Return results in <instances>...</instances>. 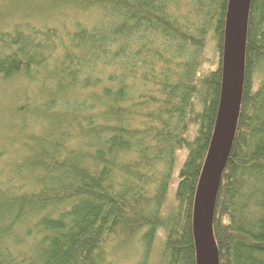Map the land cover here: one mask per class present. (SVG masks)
I'll list each match as a JSON object with an SVG mask.
<instances>
[{
  "label": "trees",
  "instance_id": "obj_1",
  "mask_svg": "<svg viewBox=\"0 0 264 264\" xmlns=\"http://www.w3.org/2000/svg\"><path fill=\"white\" fill-rule=\"evenodd\" d=\"M47 3L0 8V76L41 85L0 134V264H110L108 250L133 242L148 264L160 231L167 264H196L193 202L219 108L228 0ZM62 9L92 22L47 26L66 19ZM211 32L219 62L202 73ZM260 70L264 0H252L240 117L214 216L220 264H264ZM22 116L39 131L15 125ZM185 148L178 208L166 215Z\"/></svg>",
  "mask_w": 264,
  "mask_h": 264
},
{
  "label": "water",
  "instance_id": "obj_2",
  "mask_svg": "<svg viewBox=\"0 0 264 264\" xmlns=\"http://www.w3.org/2000/svg\"><path fill=\"white\" fill-rule=\"evenodd\" d=\"M251 2L252 0H228L227 4L219 108L193 205L192 229L196 264H220L214 234V214L240 117Z\"/></svg>",
  "mask_w": 264,
  "mask_h": 264
},
{
  "label": "rangeland",
  "instance_id": "obj_3",
  "mask_svg": "<svg viewBox=\"0 0 264 264\" xmlns=\"http://www.w3.org/2000/svg\"><path fill=\"white\" fill-rule=\"evenodd\" d=\"M48 1L49 0H0V8L10 9L15 5L17 6V4L18 6L21 5V7H23L24 5H35L37 8H39L43 7L46 4H49L47 3ZM15 9H17V7H15L13 10ZM62 12L66 15V19L54 18L53 16L52 22H45L47 26H59L60 28L64 26L65 29H71L73 24H89L92 22V19L90 17L91 15L89 14H81V12L79 11L69 12V10L65 11L64 9H62ZM93 13L95 17L94 19H96V21L101 19L102 13ZM31 24H33L34 26H40L38 25L40 24L39 21L33 20ZM219 57L220 56L217 50L216 41L214 39L213 33L211 32L207 38V42L205 43V50L201 67L202 73H208L214 70L218 65ZM262 77H264V71L260 70L258 72L257 79L260 80ZM40 88V83L31 82L25 76H18L13 79L7 80L3 79L0 76V134H2L1 131H3V128H5L7 122L12 123L13 116L16 114L15 112L27 108L28 106H30L31 108L33 107L35 101L34 98H38V92L40 91ZM21 118L22 119L20 120V122H15L14 124L25 127V132L28 131L27 129L31 128L32 131H34L33 133L39 131L37 125L34 126L33 124L35 122V119L32 121V118L30 119L29 117L27 118L22 116ZM21 122H25L26 124H21ZM0 146L3 147L5 145L4 143H0ZM14 150L12 149L13 152ZM186 156V149H182L178 152V163L175 167L174 175L171 181L172 184L170 185L169 196L167 198V202L165 203V208L163 209L166 215H170L177 211L178 204L175 198V190L178 183L179 171L186 159ZM3 158H6V156ZM4 163L6 162L4 161ZM3 180L7 181L8 179L3 178ZM164 241L165 233L163 231H160L154 241L148 264H167L164 256ZM116 250L118 251L117 253L112 250H108L110 264H138L143 258L144 252H142V249L138 246L137 242H133L125 249Z\"/></svg>",
  "mask_w": 264,
  "mask_h": 264
},
{
  "label": "bare ground",
  "instance_id": "obj_4",
  "mask_svg": "<svg viewBox=\"0 0 264 264\" xmlns=\"http://www.w3.org/2000/svg\"><path fill=\"white\" fill-rule=\"evenodd\" d=\"M244 83H245V81H244ZM196 128H195V125H190V127H189V130H188V133H187V135H190V134H192L193 133V131L195 130ZM186 149V148H185ZM184 149V150H185ZM186 151H187V149H186ZM208 152V151H207ZM177 163H178V154H177V159H176V165H175V167L177 166ZM184 164V163H183ZM183 166V165H182ZM222 183V182H221ZM220 190V189H219ZM196 191H197V188H196ZM218 195H219V192H218ZM168 196H169V193H168V195H167V198H168ZM195 196H196V192H195V195H194V201H195ZM166 202H167V200H166ZM193 205H194V202H193ZM214 216H215V214H214Z\"/></svg>",
  "mask_w": 264,
  "mask_h": 264
}]
</instances>
